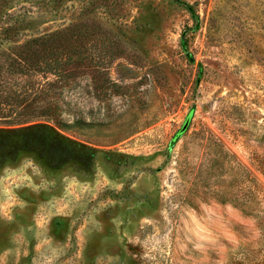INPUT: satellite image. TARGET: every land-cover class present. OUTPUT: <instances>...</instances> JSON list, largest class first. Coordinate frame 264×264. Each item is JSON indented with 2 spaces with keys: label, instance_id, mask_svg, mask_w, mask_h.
<instances>
[{
  "label": "rangeland",
  "instance_id": "obj_1",
  "mask_svg": "<svg viewBox=\"0 0 264 264\" xmlns=\"http://www.w3.org/2000/svg\"><path fill=\"white\" fill-rule=\"evenodd\" d=\"M0 264H264V0H0Z\"/></svg>",
  "mask_w": 264,
  "mask_h": 264
},
{
  "label": "trees",
  "instance_id": "obj_2",
  "mask_svg": "<svg viewBox=\"0 0 264 264\" xmlns=\"http://www.w3.org/2000/svg\"><path fill=\"white\" fill-rule=\"evenodd\" d=\"M21 58V60L23 61L24 60V62L25 63H27L26 61L27 60H29L27 57H20ZM46 67H47V69L48 70H50V69H52L53 67H50V65H46ZM55 70V74L54 75H56V76H58L59 78L61 77H63V75H64V73H63V71H61V69L60 70H58V69H54ZM192 115V114H191Z\"/></svg>",
  "mask_w": 264,
  "mask_h": 264
},
{
  "label": "water",
  "instance_id": "obj_3",
  "mask_svg": "<svg viewBox=\"0 0 264 264\" xmlns=\"http://www.w3.org/2000/svg\"><path fill=\"white\" fill-rule=\"evenodd\" d=\"M188 124H189V122H187V123L184 125V127H183V131H185V130L187 129Z\"/></svg>",
  "mask_w": 264,
  "mask_h": 264
}]
</instances>
